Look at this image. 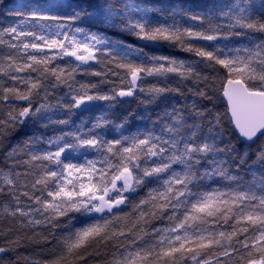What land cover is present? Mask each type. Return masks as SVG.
Wrapping results in <instances>:
<instances>
[{"label": "snow or ice", "instance_id": "snow-or-ice-1", "mask_svg": "<svg viewBox=\"0 0 264 264\" xmlns=\"http://www.w3.org/2000/svg\"><path fill=\"white\" fill-rule=\"evenodd\" d=\"M0 264H264V0H0Z\"/></svg>", "mask_w": 264, "mask_h": 264}, {"label": "trees", "instance_id": "trees-1", "mask_svg": "<svg viewBox=\"0 0 264 264\" xmlns=\"http://www.w3.org/2000/svg\"><path fill=\"white\" fill-rule=\"evenodd\" d=\"M17 2H19V0H17ZM153 2H157V3H167L168 0H153ZM9 19H11V18H9ZM126 38L129 39V40L132 39L131 37H126ZM162 51L167 52V51H170V49L164 48V49H162ZM173 54L176 55V56H178V57H180V58H183V57H185L187 55L186 53L180 52L179 50H175Z\"/></svg>", "mask_w": 264, "mask_h": 264}]
</instances>
